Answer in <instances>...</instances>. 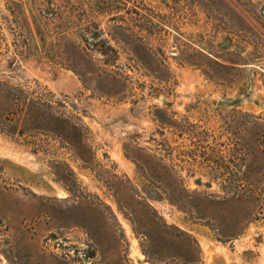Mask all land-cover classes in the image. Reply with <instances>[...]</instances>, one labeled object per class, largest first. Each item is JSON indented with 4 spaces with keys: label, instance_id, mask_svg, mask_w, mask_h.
I'll use <instances>...</instances> for the list:
<instances>
[{
    "label": "rangeland",
    "instance_id": "374dc122",
    "mask_svg": "<svg viewBox=\"0 0 264 264\" xmlns=\"http://www.w3.org/2000/svg\"><path fill=\"white\" fill-rule=\"evenodd\" d=\"M0 82L83 134L0 132V264H264V0H0Z\"/></svg>",
    "mask_w": 264,
    "mask_h": 264
},
{
    "label": "trees",
    "instance_id": "16d2710c",
    "mask_svg": "<svg viewBox=\"0 0 264 264\" xmlns=\"http://www.w3.org/2000/svg\"><path fill=\"white\" fill-rule=\"evenodd\" d=\"M106 48L115 51L108 44ZM114 53L117 55L116 51ZM43 130L72 144H81V125L62 110L61 102L44 100L21 87L0 82V132L22 136ZM230 180L226 182L231 183Z\"/></svg>",
    "mask_w": 264,
    "mask_h": 264
},
{
    "label": "water",
    "instance_id": "95a60500",
    "mask_svg": "<svg viewBox=\"0 0 264 264\" xmlns=\"http://www.w3.org/2000/svg\"><path fill=\"white\" fill-rule=\"evenodd\" d=\"M154 193H152V195H153Z\"/></svg>",
    "mask_w": 264,
    "mask_h": 264
}]
</instances>
